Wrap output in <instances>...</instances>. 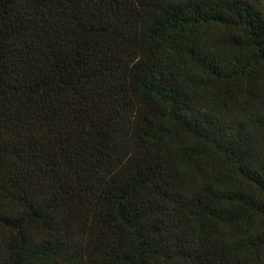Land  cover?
Masks as SVG:
<instances>
[{
	"label": "trees",
	"instance_id": "1",
	"mask_svg": "<svg viewBox=\"0 0 264 264\" xmlns=\"http://www.w3.org/2000/svg\"><path fill=\"white\" fill-rule=\"evenodd\" d=\"M0 264H264V0H0Z\"/></svg>",
	"mask_w": 264,
	"mask_h": 264
}]
</instances>
